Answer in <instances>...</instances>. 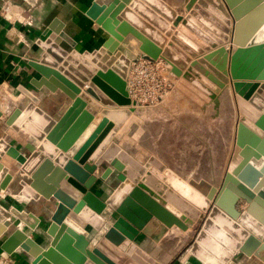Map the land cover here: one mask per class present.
I'll return each instance as SVG.
<instances>
[{"label": "water", "instance_id": "obj_1", "mask_svg": "<svg viewBox=\"0 0 264 264\" xmlns=\"http://www.w3.org/2000/svg\"><path fill=\"white\" fill-rule=\"evenodd\" d=\"M85 14L108 34L97 48L78 51L64 32L45 31L29 61L40 75L30 84L59 89L67 99L55 114L23 86L18 90L29 104L0 113V191L47 200L39 214L0 204V248L20 249L30 264H156L136 240L158 242L173 225L187 230L198 222L185 259L227 264L240 252L264 262V39L256 40L264 0H186L182 12L165 0L92 1ZM129 35L139 42L135 57L162 59L185 85L192 72L206 73L204 64L217 75L206 74L215 85L210 99L230 83L258 111L252 126L237 120L219 187L184 180L153 155L141 163L117 142L140 123L126 88L133 58L118 48ZM22 172L31 175L29 183ZM108 177L117 183L104 196L97 182ZM238 199L247 204L241 211Z\"/></svg>", "mask_w": 264, "mask_h": 264}, {"label": "crops", "instance_id": "obj_2", "mask_svg": "<svg viewBox=\"0 0 264 264\" xmlns=\"http://www.w3.org/2000/svg\"><path fill=\"white\" fill-rule=\"evenodd\" d=\"M92 1L109 2V0H0V113L10 116L14 110H22L29 104L30 101L18 90L21 86L34 92L40 99L38 105L50 115L55 114L58 106L67 100L59 89L51 92L44 86L37 89L30 84L32 80L38 81L40 75L32 69L29 61L37 58L40 49L36 41L46 36L45 31L47 35L56 36H59L58 31L64 32L74 41V47L78 51L97 48L108 34L85 14ZM165 1L182 12V5L186 0ZM61 41L68 43L64 38H61ZM138 44V40L129 35L118 48L130 58H134L139 54ZM167 69L171 75L168 67ZM173 77L175 87L167 93L164 100L157 104L137 101L134 112L140 123H133L129 131L117 139V142L141 163L153 155L184 180L203 179L219 187L231 160L235 141L232 144L228 143L226 151V144H223L225 140L223 128L217 136L220 145L210 146L208 142L203 145L201 136L197 135V138H194L193 120L203 119L202 117L208 113L206 109L208 104L204 107L194 105L192 95L179 91L176 85L183 83L179 82V78ZM87 86L88 83H85L81 90H86ZM17 97L21 99L15 102L14 99ZM90 97L100 104L101 108H113L101 104L95 96ZM237 120L234 119V140ZM17 132L19 140L22 142L27 140L22 130ZM94 173L98 175L100 170ZM21 176L30 182L31 175L22 172ZM116 183V180L108 177L105 180L98 179L97 185L105 196ZM46 203L47 200L41 197L37 200L17 197L13 189L0 191V204L5 207L15 204L19 209L24 208L39 214ZM246 206V202L240 199L235 203L236 209L240 211ZM250 218L257 221L252 215ZM198 228V222L192 223L187 230H181L173 225L160 241L154 242L140 236L136 244L154 258L156 264H200L193 256L184 258ZM87 229L89 226L83 228L82 232L85 233ZM4 238L5 236H0V244ZM98 238V233H95L93 240ZM127 244L128 241H125L120 248ZM7 254L14 257L16 264H30L26 254L18 248L12 253H6L0 248V260ZM227 264L264 262L256 256L237 252Z\"/></svg>", "mask_w": 264, "mask_h": 264}, {"label": "rangeland", "instance_id": "obj_3", "mask_svg": "<svg viewBox=\"0 0 264 264\" xmlns=\"http://www.w3.org/2000/svg\"><path fill=\"white\" fill-rule=\"evenodd\" d=\"M261 29H264V24ZM257 35L258 32L256 34V38ZM263 39L264 37L261 38V40ZM224 46L227 48L228 43H224ZM192 60L197 59L194 58ZM202 68L206 70V73L202 72V70H196V72L198 71V74L192 72L191 83H188V85H176V88H179V91L181 92L192 95L194 105L204 107L208 104V107L206 108L208 113L202 117L203 119L193 120L194 138L196 139L197 135L201 136L203 141L201 143L203 145L207 144V142L210 146L220 145V141H218L217 136L220 134L221 128H223L225 139L223 144H226L225 150L227 151L229 147L228 143L232 144V142H234V119H242L245 117L244 110H248V112L253 114L254 112H251V109L255 108L238 96L234 92L230 83L225 84L213 100L210 99L208 93L213 90L215 85L214 83H211L212 80L207 77L208 75H206L210 74L211 70L207 66H204V64H202ZM168 77L172 78L169 74ZM214 77L217 78V75L214 74ZM174 87L175 84L173 81L172 85L169 84V86L165 88L164 92L160 94L158 101H156L155 104L164 100L163 98L168 92L172 91ZM253 111L256 112V109Z\"/></svg>", "mask_w": 264, "mask_h": 264}, {"label": "built area", "instance_id": "obj_4", "mask_svg": "<svg viewBox=\"0 0 264 264\" xmlns=\"http://www.w3.org/2000/svg\"><path fill=\"white\" fill-rule=\"evenodd\" d=\"M172 78L168 77V69L160 58L149 59L134 57L130 61L126 78V88L131 99L146 104H155L165 88L172 85ZM0 264H16V260L7 254L0 260Z\"/></svg>", "mask_w": 264, "mask_h": 264}, {"label": "bare ground", "instance_id": "obj_5", "mask_svg": "<svg viewBox=\"0 0 264 264\" xmlns=\"http://www.w3.org/2000/svg\"><path fill=\"white\" fill-rule=\"evenodd\" d=\"M264 37V29H260L258 31V35H257V38L256 40L259 41L261 40V38ZM245 104V103H244ZM246 105V104H245ZM249 106V105H248ZM255 109H251V112H254L253 114H251L250 112H248V110H244V114H245V117H243L241 120L247 124L248 126H252V121L254 118H256L257 114H258V111H253ZM250 118V120H249Z\"/></svg>", "mask_w": 264, "mask_h": 264}]
</instances>
